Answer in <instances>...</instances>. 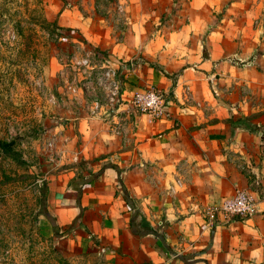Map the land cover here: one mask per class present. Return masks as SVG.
Instances as JSON below:
<instances>
[{"label":"crops","instance_id":"crops-1","mask_svg":"<svg viewBox=\"0 0 264 264\" xmlns=\"http://www.w3.org/2000/svg\"><path fill=\"white\" fill-rule=\"evenodd\" d=\"M255 3L188 0L171 15L188 21L178 33L121 51L131 81L119 111L128 119L82 120L89 176L49 183L55 237L65 228L105 264H264V36L253 64L240 68L233 57H249L229 32L255 6L263 16V0ZM146 88L164 96L156 118L128 108ZM237 189L253 197L250 216L211 212Z\"/></svg>","mask_w":264,"mask_h":264},{"label":"rangeland","instance_id":"rangeland-1","mask_svg":"<svg viewBox=\"0 0 264 264\" xmlns=\"http://www.w3.org/2000/svg\"><path fill=\"white\" fill-rule=\"evenodd\" d=\"M187 1L0 0V140L13 143L10 154L0 150V264H105L95 247L64 236L65 228L55 237L41 215V190L58 174L89 176L82 120L128 119L119 109L131 79L108 56L123 63L129 42L178 33L188 21L171 15ZM151 5L160 12L149 13ZM257 7L229 31L249 57H233L240 68L260 53L264 0L263 16ZM136 62L143 61L126 63Z\"/></svg>","mask_w":264,"mask_h":264},{"label":"built area","instance_id":"built-area-1","mask_svg":"<svg viewBox=\"0 0 264 264\" xmlns=\"http://www.w3.org/2000/svg\"><path fill=\"white\" fill-rule=\"evenodd\" d=\"M252 64L253 62L249 61L244 66L249 67ZM110 75L107 73L106 76L109 77ZM128 104L135 113L155 118L163 114L165 107L163 94L154 88L134 92ZM262 132L264 133V129ZM254 206L255 203L249 190L237 189L232 196L223 200L219 206H215L211 212L219 213L224 220L228 221L250 216L254 211Z\"/></svg>","mask_w":264,"mask_h":264},{"label":"trees","instance_id":"trees-1","mask_svg":"<svg viewBox=\"0 0 264 264\" xmlns=\"http://www.w3.org/2000/svg\"><path fill=\"white\" fill-rule=\"evenodd\" d=\"M52 26L54 28H57V27H55L54 24H52ZM12 146H13V143L4 142V141L0 140V150H2L4 153L10 154L11 151H12ZM46 194H47V189L43 188L41 190V203H42V206H43V212H42L41 215L45 216L46 218H49V220H50V217H49L48 213L46 212V206H45Z\"/></svg>","mask_w":264,"mask_h":264},{"label":"water","instance_id":"water-1","mask_svg":"<svg viewBox=\"0 0 264 264\" xmlns=\"http://www.w3.org/2000/svg\"><path fill=\"white\" fill-rule=\"evenodd\" d=\"M108 59H109L110 62H112L114 64L121 65V62L117 58H115L114 56H112V55H109L108 56Z\"/></svg>","mask_w":264,"mask_h":264}]
</instances>
